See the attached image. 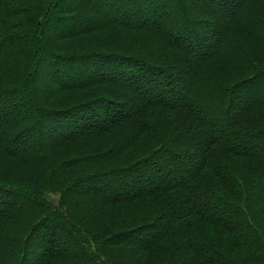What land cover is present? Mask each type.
<instances>
[{
  "label": "trees",
  "instance_id": "16d2710c",
  "mask_svg": "<svg viewBox=\"0 0 264 264\" xmlns=\"http://www.w3.org/2000/svg\"><path fill=\"white\" fill-rule=\"evenodd\" d=\"M74 1L0 0V264H264V0Z\"/></svg>",
  "mask_w": 264,
  "mask_h": 264
},
{
  "label": "rangeland",
  "instance_id": "374dc122",
  "mask_svg": "<svg viewBox=\"0 0 264 264\" xmlns=\"http://www.w3.org/2000/svg\"><path fill=\"white\" fill-rule=\"evenodd\" d=\"M68 2H71V3H73L72 2V0H67ZM75 2H81L82 4H90V3H92V5H99V2H101V1H99V0H90V2H88L87 3V0H75L74 1V3ZM190 5V4H189ZM191 5H192V3H191ZM190 5V6H191ZM193 6H194V4H193ZM104 15H106L105 13H103ZM90 19V21L92 20L91 18H85V19H83V20H81V22H83V23H85V22H88V20ZM79 23V22H78ZM167 24H168V26H169V22H167ZM66 25V24H65ZM63 27H64V25H63ZM210 50H212L213 49V47H210L209 48ZM42 70V74H44V78H42L41 79V83H43V82H46V80H47V76H46V74H48V72H47V70H46V68H42L41 69ZM44 71V72H43ZM184 78V77H183ZM185 88H187V89H189L190 87L186 84V86H185ZM186 89V90H187ZM18 102L16 101V100H14V101H12L11 103H10V105L9 106H12L13 104H17ZM15 106L13 105V109L15 110V111H20V107H16V108H14ZM206 107H208L207 108V111H209V112H214V117H216L217 119H219V118H223L222 116H221V113H219L218 111L216 112L215 111V109L213 108V107H211V105L210 104H208ZM9 108V107H8ZM6 111V110H5ZM221 112V111H220ZM5 113V112H4ZM3 113V114H4ZM223 113V112H222ZM3 117V116H2ZM221 122L222 121H217V123L218 124H216V127H218L220 124H221ZM40 143H42V145H43V143H44V141H41ZM19 146H23V147H31V148H34V149H36V147L37 146H35V145H33L32 144V140H29L28 142H24V143H22V144H20ZM13 148V147H12ZM193 151V150H192ZM191 156V155H190ZM189 156V157H190ZM188 157V158H189ZM190 159H191V157H190ZM175 169V168H174ZM177 171H178V173H179V171L180 170H178L177 169ZM55 239L57 238L56 236L54 237ZM63 240V238L61 237V241ZM45 244H44V242L43 243H41V244H32L31 246H30V250H32V251H34V250H36V249H39L40 247H43Z\"/></svg>",
  "mask_w": 264,
  "mask_h": 264
}]
</instances>
